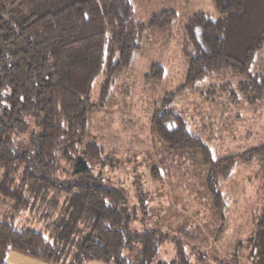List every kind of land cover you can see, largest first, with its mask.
Here are the masks:
<instances>
[{
	"label": "trees",
	"instance_id": "1",
	"mask_svg": "<svg viewBox=\"0 0 264 264\" xmlns=\"http://www.w3.org/2000/svg\"><path fill=\"white\" fill-rule=\"evenodd\" d=\"M213 2L220 19L196 13L184 27V53L190 55V46L194 50L186 85L212 75L236 77L234 87L227 82L221 90L230 91L234 103L240 101L239 95L250 104L262 103L264 73L252 72L251 67L255 53L264 47V0ZM173 18L174 11L164 10L136 21L130 0H0V194L19 213L30 207L27 187L49 189L53 185L41 172L54 169L57 161L74 164L72 172L77 174L67 187L53 186L56 197L67 194L65 208L54 220L60 227L57 239L51 241L39 230L18 228L0 217V264H7L9 249L52 264L91 260L188 264L185 249L189 243L201 242V235L184 227L177 230L183 238L176 235L178 239L172 240L158 229L130 232L129 216L122 206L125 194L107 188L91 172L89 163L101 162L103 147L95 141L80 147L87 112L94 105L89 96L95 77L106 76L104 96L112 75L129 65L144 32L165 26ZM153 68L157 72L150 75L160 77V66ZM165 99L151 115L156 134L171 149L200 151L207 166V188L218 203V179L230 172L236 160L258 155L261 148L214 160L211 149ZM14 136L24 146H16ZM40 198L43 201V193ZM62 234H66L65 241ZM168 239L174 242V257L153 263L158 247ZM132 242L140 244L139 256L128 262L123 253ZM214 260L236 264L233 259Z\"/></svg>",
	"mask_w": 264,
	"mask_h": 264
},
{
	"label": "rangeland",
	"instance_id": "2",
	"mask_svg": "<svg viewBox=\"0 0 264 264\" xmlns=\"http://www.w3.org/2000/svg\"><path fill=\"white\" fill-rule=\"evenodd\" d=\"M130 1L136 21H146L164 10L174 11V18L165 26L144 32L129 65L112 75L104 96L106 76L100 73L95 77L89 96L94 105L87 112L80 145L82 148L85 142L95 141L103 147L101 162L89 163L92 174L100 176L107 188L125 194L122 206L129 216L130 232L158 229L171 240L183 238L177 234L180 227L199 233L202 241L189 243L185 249L188 264H216L215 257L233 259L236 264H264V102L250 104L239 95L240 101L234 103L230 91L221 87L227 82L234 87L236 77L212 75L186 85L194 50L190 46V55L184 53L185 24L196 13L213 20L221 15L213 0ZM153 65L160 66V77L150 75L157 72ZM251 71L264 73V47L255 53ZM165 98L169 99L167 106L181 114L188 129L211 149L214 160L261 148L258 155L236 160L230 172L218 179V203L207 188V166L200 151L171 149L156 134L151 115ZM18 140L14 136L16 146H24ZM73 168L74 164L57 161L54 169L41 172L53 185L49 189L27 187L30 207L19 213L13 212L11 200L0 194V217L18 228L39 230L51 241L57 239L60 227L54 220L65 208L67 194L56 197L53 186L67 187L75 182ZM66 239L62 234L61 240ZM130 246L123 253L128 262L138 259L140 249L136 242ZM9 253L22 254L13 249ZM174 255V242L168 239L158 247L153 263L168 261ZM8 260L26 264L10 257ZM85 264L114 263L91 260Z\"/></svg>",
	"mask_w": 264,
	"mask_h": 264
},
{
	"label": "crops",
	"instance_id": "3",
	"mask_svg": "<svg viewBox=\"0 0 264 264\" xmlns=\"http://www.w3.org/2000/svg\"><path fill=\"white\" fill-rule=\"evenodd\" d=\"M149 29L151 30L152 28H149ZM16 254H19V253H9V254H6L5 262L7 264H13L10 260H8L9 257H10L13 260L15 259V260H18V261H23L26 264H52V263H48L46 261H42L40 259H36V258L32 259L33 257H30V256L29 257L28 256L26 257L24 255L25 257H22L23 256L22 254L21 255H16Z\"/></svg>",
	"mask_w": 264,
	"mask_h": 264
}]
</instances>
